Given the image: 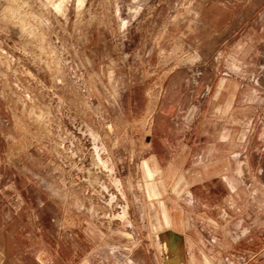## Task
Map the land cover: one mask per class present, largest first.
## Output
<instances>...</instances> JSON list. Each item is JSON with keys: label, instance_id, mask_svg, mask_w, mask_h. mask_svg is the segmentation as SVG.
Masks as SVG:
<instances>
[{"label": "rangeland", "instance_id": "1", "mask_svg": "<svg viewBox=\"0 0 264 264\" xmlns=\"http://www.w3.org/2000/svg\"><path fill=\"white\" fill-rule=\"evenodd\" d=\"M0 264H264V0H0Z\"/></svg>", "mask_w": 264, "mask_h": 264}, {"label": "crops", "instance_id": "2", "mask_svg": "<svg viewBox=\"0 0 264 264\" xmlns=\"http://www.w3.org/2000/svg\"><path fill=\"white\" fill-rule=\"evenodd\" d=\"M144 165H145V169H146L147 175L151 176L152 175L151 169L149 168V166L146 163Z\"/></svg>", "mask_w": 264, "mask_h": 264}]
</instances>
